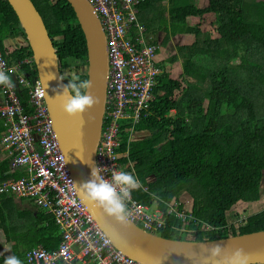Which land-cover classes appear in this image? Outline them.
I'll use <instances>...</instances> for the list:
<instances>
[{
    "label": "trees",
    "instance_id": "trees-1",
    "mask_svg": "<svg viewBox=\"0 0 264 264\" xmlns=\"http://www.w3.org/2000/svg\"><path fill=\"white\" fill-rule=\"evenodd\" d=\"M31 1L53 40L62 75V68L73 63L87 65L85 37L68 1ZM177 11L175 25L167 28L174 35L186 34L188 41L167 63L181 59L182 70L168 72L160 66L148 109L139 122H122L119 151L124 156L120 161L141 183L133 196L165 213L183 194L189 198L193 219L183 222L166 215L157 231L165 238L202 241L262 231L264 209L241 220L239 230L231 222L230 211L241 201L261 200L264 0H208L206 8L188 10L184 5ZM207 14L212 16L208 23L191 27L186 22L189 16ZM18 39L21 42L8 44ZM0 49L11 64L32 58L24 30L7 0H0ZM22 67L37 76L34 63L32 69ZM75 76L87 79L82 73ZM19 95L29 111L27 92ZM3 133L0 125V140ZM24 175L22 170H12L9 160L0 162V184ZM7 197L0 195V240L4 239L0 264L10 255L25 264L28 250L40 244L55 250L61 232L53 215L28 198L17 202Z\"/></svg>",
    "mask_w": 264,
    "mask_h": 264
},
{
    "label": "built area",
    "instance_id": "built-area-1",
    "mask_svg": "<svg viewBox=\"0 0 264 264\" xmlns=\"http://www.w3.org/2000/svg\"><path fill=\"white\" fill-rule=\"evenodd\" d=\"M88 1L107 37V102L96 153L97 167L104 168L101 174L107 179L113 170L125 171L119 151L122 122H139L154 98L161 69L157 65L158 47L148 42L138 19L144 0ZM32 64V58L11 64L0 49V69H14V86H0V125L4 128L0 149L8 151L12 170L25 172L16 180L1 183L0 195L32 200L37 208L53 215L61 232L55 250L31 248L25 264H141L113 245L80 200L53 128L43 84L38 76L23 70V65L32 69ZM22 91L27 92L29 111L20 98ZM126 205L127 218L154 234L163 227L166 215H175L183 222L193 219L189 212L180 211L178 203L169 205L165 213L137 201L132 192Z\"/></svg>",
    "mask_w": 264,
    "mask_h": 264
},
{
    "label": "water",
    "instance_id": "water-1",
    "mask_svg": "<svg viewBox=\"0 0 264 264\" xmlns=\"http://www.w3.org/2000/svg\"><path fill=\"white\" fill-rule=\"evenodd\" d=\"M7 1L24 30L78 196L113 245L141 264H264V230L214 240L169 239L143 230L128 218L124 223L117 221L85 198L81 184L90 180L92 168L97 167L107 102L109 60L103 26L88 0H67L85 37L88 57L82 74L91 82L88 92L97 101L82 116H69L58 94L67 83L60 80L59 59L43 18L31 0Z\"/></svg>",
    "mask_w": 264,
    "mask_h": 264
},
{
    "label": "clouds",
    "instance_id": "clouds-1",
    "mask_svg": "<svg viewBox=\"0 0 264 264\" xmlns=\"http://www.w3.org/2000/svg\"><path fill=\"white\" fill-rule=\"evenodd\" d=\"M13 71L12 68H8L7 71L0 69V86L4 88L14 86L11 79ZM64 79H67L68 83L63 84L58 93L64 100L63 110L69 116H82L97 102L88 92L91 82L87 79L81 80L77 76L69 78L60 76L61 81ZM101 169L104 168H92L90 180L81 184L85 198L101 207L106 214L124 223L128 216L126 201L130 199L133 190L141 187V183L139 179L126 171L113 170L110 177L106 179L101 174ZM4 264H21V261L15 255H10L5 257Z\"/></svg>",
    "mask_w": 264,
    "mask_h": 264
},
{
    "label": "crops",
    "instance_id": "crops-1",
    "mask_svg": "<svg viewBox=\"0 0 264 264\" xmlns=\"http://www.w3.org/2000/svg\"><path fill=\"white\" fill-rule=\"evenodd\" d=\"M207 4L208 0H149L148 2H146L145 7L139 9L138 19L140 24L146 30L148 42L153 43L158 47V67L162 66L168 72L173 69L179 71L182 70L181 59L172 64L167 63V60L170 57L177 54V48L179 49L180 46L185 45L184 43L188 41L186 39V34L180 32L174 35L171 34V31L167 28L170 25H175L174 17L179 15L177 8L187 5L188 10H191L192 8L203 9L207 7ZM211 19L212 16L208 14L201 17L189 16L186 18V22L189 26L192 27L194 25H201L204 22L208 23V21ZM203 27H205V25ZM15 42H21V40L18 39L16 41H10L8 42V44L12 45ZM179 63L181 67L177 68ZM123 156L124 154L121 153V157ZM4 160L10 161L8 151H6L5 149H0V162H3ZM124 167L126 169V165ZM7 198H12L13 201L17 202H21L22 199V197L19 198L12 195H9ZM24 204L27 205L29 209L33 208V206L29 202H25ZM3 240L4 239L0 241L3 242ZM39 246L42 245L40 244Z\"/></svg>",
    "mask_w": 264,
    "mask_h": 264
},
{
    "label": "rangeland",
    "instance_id": "rangeland-1",
    "mask_svg": "<svg viewBox=\"0 0 264 264\" xmlns=\"http://www.w3.org/2000/svg\"><path fill=\"white\" fill-rule=\"evenodd\" d=\"M178 51L179 49L177 48L176 52L178 53ZM78 65L79 67L76 66L75 63H73L72 66L69 65V67L67 66V67L62 68L64 77L69 78L71 76H75V74H81L86 71V68L82 66V63L81 64L78 63ZM179 67H181L180 63L177 66V68ZM0 99H1V95H0ZM180 199L182 200L178 201V203H181L183 205V209L185 211H187L188 209L187 212H189L190 207H191V202L189 198L183 194V196ZM263 209H264V175L261 181V200L255 203H248V202H242V201L237 203L234 209L230 211V215L233 218L231 222L232 224L236 226V229L239 230L241 226V220L247 218L248 216L258 213L262 211Z\"/></svg>",
    "mask_w": 264,
    "mask_h": 264
}]
</instances>
